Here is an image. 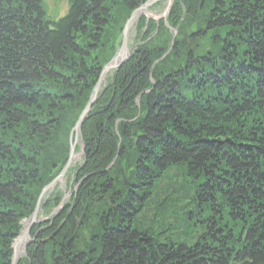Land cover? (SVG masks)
Masks as SVG:
<instances>
[{
  "label": "trees",
  "instance_id": "obj_1",
  "mask_svg": "<svg viewBox=\"0 0 264 264\" xmlns=\"http://www.w3.org/2000/svg\"><path fill=\"white\" fill-rule=\"evenodd\" d=\"M144 1L68 0L51 20L0 0V264ZM167 22L175 38L139 21L82 125L76 190L19 264H264V0H175Z\"/></svg>",
  "mask_w": 264,
  "mask_h": 264
},
{
  "label": "rangeland",
  "instance_id": "obj_2",
  "mask_svg": "<svg viewBox=\"0 0 264 264\" xmlns=\"http://www.w3.org/2000/svg\"><path fill=\"white\" fill-rule=\"evenodd\" d=\"M148 1V0H146ZM146 1H144L143 3H145ZM174 1L175 0H159L157 1L156 3H154L153 5L149 6L146 11H144L140 16L139 18L133 23V25L131 26V29L129 30V33H128V43H129V50L133 53V55L135 54V50L137 49V47L142 43L141 41H143L141 38L143 37V27H139V21L141 20V18L144 16L146 18V22L149 20V19H154L155 21H164L166 26L169 28V31L168 33H171L172 37H176L177 34H178V31L177 29L171 27L168 22H167V19H168V16H169V13H170V10H171V7L172 5L174 4ZM142 3V4H143ZM68 7H69V3H68V0H43V9L45 11V14H46V17L48 19H51V20H57L58 18L64 16L67 11H68ZM133 13V12H132ZM131 13V14H132ZM130 14V16H131ZM130 16L128 17V19L130 18ZM127 19V21H128ZM127 21L125 22L124 26H123V29H122V36H121V41L119 43V45H117V48H116V51L115 53L117 52V50L120 48L121 46V43H122V38H123V31H124V27L127 23ZM170 26V27H169ZM157 31H155L154 35H150L148 37V39H150L151 37H153V39H155V34H156ZM170 36V34H169ZM141 40V41H140ZM183 40L186 41V44L188 43V39L187 38H183ZM155 42V41H154ZM173 44V41H171V45ZM114 53V55H115ZM169 53V51H167L165 54L162 55L161 59L164 58L165 56H167V54ZM113 55V56H114ZM132 55V56H133ZM103 69V68H102ZM114 71H111L108 73V76L105 78V81L104 83H102V86L99 90V94H98V98L100 96V94L102 93L103 91V88L106 86V84L108 83L107 80L109 77H112ZM101 75V74H100ZM100 78V77H99ZM94 89V88H93ZM93 91V90H92ZM92 94V93H91ZM91 96V95H90ZM90 98V97H89ZM89 101V100H88ZM136 102L138 105H140V98L138 97L136 99ZM87 104V103H86ZM86 106V105H85ZM75 126V125H74ZM74 128V127H73ZM72 128V130H73ZM71 130V132H72ZM71 132H70V135H71ZM69 145H70V136H69ZM81 141H80V138L78 140V144H77V149H76V152H77V158L74 160L73 164L71 165L67 175L61 180V181H58L52 189H49L44 195H43V198L40 202V206H39V209H38V212H37V222H36V225L40 226L42 224H45L46 222L48 223L51 219H53L56 215H58L59 213V209L57 208H54L52 209L50 212H45V209H44V204L46 202V200L49 198V196L51 194H54V193H61L62 194V198L65 197L66 198V202L69 200V198L71 197V195L74 193V191L76 190V185L74 184V180H75V172L77 171V168L80 167L82 161H83V157H84V153H82L81 151ZM68 162V160H67ZM70 172V173H69ZM48 185V184H47ZM75 185V186H74ZM44 189V188H43ZM42 189V191H43ZM42 191L40 192L39 194V197L42 193ZM70 195V196H68ZM38 197V199H39ZM36 201V204H35V208H34V211L37 207V204H38V200ZM33 211V212H34ZM32 212V213H33ZM32 215V214H31ZM31 215H27L25 216L22 220H21V230L19 231V233L17 234L16 238L18 237V235L21 233L22 230L25 229L26 225H27V220L30 218ZM41 219V220H40ZM40 220V221H39ZM36 225L34 224V227L33 229H35L37 231L41 230L39 228L36 227ZM43 228V226H42ZM36 234V233H35ZM35 234H31L30 233V238H26L27 242L29 241V245L34 242L36 240V237H35ZM16 238H14L13 242H12V249H13V253H14V243H15V240ZM28 245V246H29ZM23 246V244H22ZM27 246V247H28ZM27 249V248H26ZM25 252L23 253L21 259H23L25 257ZM13 258V256H12ZM20 259V260H21ZM11 262H12V259H11ZM20 263V261H19ZM18 263V264H19Z\"/></svg>",
  "mask_w": 264,
  "mask_h": 264
},
{
  "label": "water",
  "instance_id": "obj_3",
  "mask_svg": "<svg viewBox=\"0 0 264 264\" xmlns=\"http://www.w3.org/2000/svg\"><path fill=\"white\" fill-rule=\"evenodd\" d=\"M159 0H148L145 3L141 4L137 9H135L133 11V13L131 14L130 18L128 19L125 27H124V31H123V38H122V43L120 48L117 50V52L115 53V55L113 56V58L111 59L110 62H108L102 69L100 78L97 82V84L95 85L92 94L90 96L89 101L87 102L86 106L84 107L83 111L81 112L79 118L77 119L75 126L71 132L70 135V154H69V160L67 162V164L65 165V167L63 168V170L60 172V174L48 185H46L39 197V201L37 204V207L35 209V211L32 213V215L30 216V218L27 220V225L25 227L24 230L21 231V233L18 235V237L15 240L14 243V255L12 258V262L11 264H18L23 253L26 251V248L29 244V241H25V239L27 237H30V231L32 229V227L34 226V224H36V220H37V212L40 206V202L43 198V195L51 188H53V186L61 179H63L65 177L66 172L68 171L69 167L72 165L73 162V156L76 150V143H77V138L78 135L81 136L82 139V133H81V129H82V125L84 123V120L86 118V116L88 115V113L91 111V108L93 106V104L95 103V101L98 98V92L102 86V83L104 81V75L110 71L116 70L119 67H121V65L123 63H125L127 60H129L133 53L129 50V43H128V33L129 30L131 29V26L133 25V23L139 18V16L151 5H153L154 3H156ZM66 198H64L62 200V204L65 201ZM40 221V220H39ZM23 243V252L22 254H17V246Z\"/></svg>",
  "mask_w": 264,
  "mask_h": 264
},
{
  "label": "bare ground",
  "instance_id": "obj_4",
  "mask_svg": "<svg viewBox=\"0 0 264 264\" xmlns=\"http://www.w3.org/2000/svg\"><path fill=\"white\" fill-rule=\"evenodd\" d=\"M146 11V10H145ZM107 75H108V73H106L105 75H104V80H105V78L107 77ZM77 152L74 154V156H73V160H75L76 158H77ZM25 241H26V239H25ZM22 244L23 243H20L18 246H17V249H16V251H17V254H22V252H23V246H22Z\"/></svg>",
  "mask_w": 264,
  "mask_h": 264
}]
</instances>
